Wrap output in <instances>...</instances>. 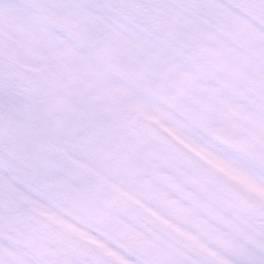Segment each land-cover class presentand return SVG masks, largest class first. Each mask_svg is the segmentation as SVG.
Segmentation results:
<instances>
[{
    "label": "snow or ice",
    "instance_id": "6c2138e0",
    "mask_svg": "<svg viewBox=\"0 0 264 264\" xmlns=\"http://www.w3.org/2000/svg\"><path fill=\"white\" fill-rule=\"evenodd\" d=\"M0 264H264V0H0Z\"/></svg>",
    "mask_w": 264,
    "mask_h": 264
}]
</instances>
